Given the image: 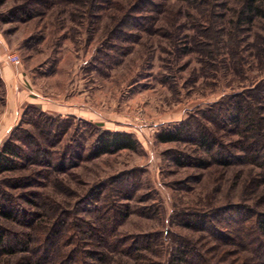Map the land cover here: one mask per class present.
<instances>
[{"label": "rangeland", "instance_id": "rangeland-1", "mask_svg": "<svg viewBox=\"0 0 264 264\" xmlns=\"http://www.w3.org/2000/svg\"><path fill=\"white\" fill-rule=\"evenodd\" d=\"M248 6L0 0V152L23 130L43 148L0 174L26 250L0 264H264V1ZM259 129L260 159L241 151ZM103 131L136 147L91 158Z\"/></svg>", "mask_w": 264, "mask_h": 264}, {"label": "trees", "instance_id": "trees-1", "mask_svg": "<svg viewBox=\"0 0 264 264\" xmlns=\"http://www.w3.org/2000/svg\"><path fill=\"white\" fill-rule=\"evenodd\" d=\"M259 0H248L249 6L248 10L250 12L253 11L255 3ZM262 1V0H261ZM264 1V0H263ZM2 86V81L0 80V88ZM234 115L232 114V117L234 118V121H239L241 119V116L246 113L245 107L241 104L237 107H234ZM248 115V114H247ZM42 116L45 117V122H38V125L35 126L37 129H39L38 132H41L42 134H48V132H52L53 124H55L53 121H50L51 117L46 116L45 114H42ZM237 123V122H236ZM246 130H241V135L245 137L248 133L250 125H253V122H245ZM50 125V126H49ZM240 125V124H238ZM45 131V132H44ZM252 130H250L251 132ZM22 133L24 134L23 137H19L16 140H8L1 152H0V174L13 171L17 168L19 164V160H29L28 158L32 157H42L43 148L41 145L37 142L36 137L33 135L32 132L29 130H23ZM260 135L257 137H254V141L250 143V146L241 148V151L246 152L250 155H255L256 157H259L260 159L262 156H260V153L263 151V146L258 145V143L255 141V139H262V131L260 132V129L257 131ZM22 134V135H23ZM179 133L173 132L165 133L161 140L163 142H174L178 140ZM247 137V136H246ZM20 139V140H19ZM200 142L203 143L205 146L210 145L211 141L210 138L207 137L202 133V138L200 139ZM21 143V144H19ZM30 146L32 148H35L34 151L32 150L30 154L26 150V146ZM136 141L134 140L133 136L128 133L124 132H109V131H103L100 132L92 145V149L90 151V157L91 158H98L103 155L107 154H114L119 151L125 150V149H134L136 146ZM28 149V148H27ZM29 150V149H28ZM30 151V150H29ZM30 155V156H29ZM0 199L3 201V193L0 190ZM23 216H25L24 212H18V210H15L14 208L7 207L5 203L0 201V217H2L5 220L8 221H16L20 222L24 219ZM23 218V219H22ZM260 229L262 232V235L264 236V221L260 222ZM15 233H10V230L7 228H4L2 225H0V256L2 255H14L17 252H19L20 249H23L24 241L20 240ZM27 247V245H26ZM26 251V250H24ZM42 259V258H41ZM39 263H42V260L39 259Z\"/></svg>", "mask_w": 264, "mask_h": 264}, {"label": "built area", "instance_id": "built-area-1", "mask_svg": "<svg viewBox=\"0 0 264 264\" xmlns=\"http://www.w3.org/2000/svg\"><path fill=\"white\" fill-rule=\"evenodd\" d=\"M10 59H11L14 63H16V62L19 60V58H18L17 55H11V56H10Z\"/></svg>", "mask_w": 264, "mask_h": 264}]
</instances>
